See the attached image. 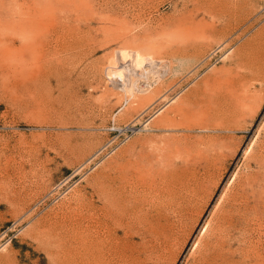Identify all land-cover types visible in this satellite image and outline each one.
I'll return each mask as SVG.
<instances>
[{"label": "rangeland", "instance_id": "obj_1", "mask_svg": "<svg viewBox=\"0 0 264 264\" xmlns=\"http://www.w3.org/2000/svg\"><path fill=\"white\" fill-rule=\"evenodd\" d=\"M125 52L143 65L124 78ZM263 71L264 0H0V264H54L53 243L66 236L49 233L55 217L73 220L84 195L105 208L122 167L165 169L175 200L196 204L174 261L135 235L125 264H196L193 242L225 232L222 213L238 225L221 237L223 264H264ZM238 196L241 206L229 207Z\"/></svg>", "mask_w": 264, "mask_h": 264}, {"label": "bare ground", "instance_id": "obj_2", "mask_svg": "<svg viewBox=\"0 0 264 264\" xmlns=\"http://www.w3.org/2000/svg\"><path fill=\"white\" fill-rule=\"evenodd\" d=\"M118 59H119L118 60L119 63L121 64V66H120L121 68L119 69L120 73H118V72L117 73L120 76H123L124 78H125V73L127 71L126 68L129 69L130 72L132 71V73H133V70L139 69L143 65L142 61H137L133 57H131V54H129V52L122 53V55L118 56ZM260 71H258V72L260 73ZM111 73L112 72L109 70L107 72V76H110ZM139 76H140V74H139ZM258 76H260V75H258ZM120 90L123 93H126V94L129 92L127 96L132 94L131 93L132 89L130 90V87L128 85H127V87H125V86L121 87ZM137 93H139V92H137ZM141 93H143V92H141ZM135 95H136V93H135ZM87 116H85V117H87ZM82 118L84 119V117H82ZM82 118H80V119H82ZM76 124H79V123L77 122ZM226 126H228V122H227ZM85 127H86V125H85ZM223 129L225 130V128H223ZM263 136H264V134H263ZM84 137H85V134H84ZM65 138H67V137H65ZM71 138L72 137H70V138L68 137V139H71ZM72 139L70 140V142L72 141ZM77 140H78V138H77ZM65 143H67V142L65 141ZM263 143H261V144L263 145ZM72 144H73V141H72ZM72 144L71 143L64 144V146L61 147V148H64L65 152H71L76 147L75 145H72ZM81 144L83 145V143H81ZM76 149L79 150V148H76ZM61 150H63V149H61ZM62 154L63 153H61V155ZM92 160H94V159H92ZM191 166L195 167L193 164L192 165L189 164V167H191ZM204 166H206V164ZM204 166L202 168H204ZM209 166H207V167L208 168H210V167L212 168V165L210 167ZM35 167H37V166H35ZM162 167H165V166L162 165ZM167 169H169V168H167ZM170 169L172 170V168H170ZM39 170L40 171L36 174V175H38V177H42V174L49 172L48 169L45 166L41 167V169H39ZM133 170L134 171L128 172L127 169H125L123 167L117 169V171H116V173H117L116 174V190H115L116 194L114 193L116 196L112 195L115 198H113L108 192H106L108 195L106 194L107 198H106L105 202L108 203V205H107L108 209L106 208L107 207L106 204L105 205L103 204V206H105L106 209L104 207H102L103 209L100 207L101 209L98 210L95 207L93 201L88 199L89 196L87 195L88 196L87 197V196L84 195L82 197L81 196L78 197L80 199H76L75 198V200H76L75 208L72 210V213H74V215H75V218L73 220L71 219L70 221H68L66 218L65 219L63 218L64 219L63 220L62 217L61 218L55 217L56 220L53 223L55 226L53 225L54 228H52V232H49V233L53 234L55 236V238H58V237L66 235L67 239L65 240L66 242L63 240L66 237L65 236L64 238L61 237L62 239L58 238V240L56 241L55 238L53 237L55 242L54 243L52 242V243L54 245V248H56V249L52 248L55 251L54 252V257L52 256L54 258L55 262H56V263L54 262V264H103V262L105 263L106 261H116V264H122L124 262H127L128 259L133 257V254H134L133 251H135V250H134V242L132 240L135 237V235L140 237V240H141L140 245L141 246L140 245H138V246L142 247L141 248L142 250H144L145 252H149L150 250H155V253H159L160 254V252H161L163 255H164V253H167V254L170 253L171 256H169V258L174 261V259L176 258V251L172 252V247H173L174 243L176 242L177 238L179 237V234L183 233V231L185 229H186L187 232L190 231V230H187V228L191 229V226H192L191 224L196 223L195 222L196 220L193 219V218H192L193 219L192 220L191 216L189 214V212L192 211L193 207H196L195 206L196 205L195 202H193V200H195V199L193 198V199L186 200L187 198L185 197L186 196L185 195L184 197L186 199H184V200H186V201H183V198H182L181 202H179V201L177 202V200H175L176 197L174 195V185H173L174 178H173V175H172V173H169V172L165 171V169L161 170L159 168L158 170L149 171V172H147V174L145 176H141L140 175V172H139L140 170H135V169H133ZM181 170H183V169H181ZM203 170H205V169H203ZM212 170H213V168H212ZM34 171H35V169H34ZM206 171H207V169H206ZM174 172H176V170ZM190 172L194 173V170L190 171ZM35 173L33 175H35ZM181 173H183V172H181ZM181 173H180V175H181ZM202 173H204V172H202ZM202 173H201V175H202ZM174 174L176 175V173H174ZM183 174H186V173H183ZM180 175H178L179 178H180ZM189 175H190V173H189ZM203 175H205V174H203ZM198 176H200V175H198ZM98 177H100V176H98ZM192 177H193V175H192ZM194 177H196V178H194ZM194 177L193 178L195 180H197L199 178V177L197 178V174H195ZM207 177H209V175L206 176L205 178H207ZM36 178H37V176H36ZM176 178H178V177H176ZM182 178H184V177H182ZM182 178H180V181H182L181 180ZM200 178H202V176ZM167 179H169V180L166 182L165 180H167ZM191 179H190V182L191 181L192 182L195 181V180H193V179L191 180ZM203 179L204 178H202V180L200 179L201 182H203ZM186 180H187V178H186ZM188 180H187V182H188ZM200 180H198V181H200ZM99 182H100L99 185L101 186L103 183L101 181H99ZM201 182H196V183H200L201 184ZM186 183H185V187H186ZM181 184H183V182ZM193 184L195 186L194 182H193ZM179 185H180V183H179ZM196 185H197V188H198V184H196ZM95 186L96 185L93 186V181H92V187L91 188L93 189V187H95ZM97 186H98V183H97ZM104 186L105 185L103 184V187H102L103 189L107 188L108 185L106 187H104ZM180 187H182V186H180ZM200 187H202V186L200 185ZM97 188H99V190H101L100 187H97ZM189 188L192 189L193 187H189ZM189 188H187V189H189ZM113 189H112V191H113ZM183 189L185 190V188H183ZM105 190L107 191V189H105ZM179 190H180V188H179ZM192 190H194V188ZM101 191H97V192L100 193ZM180 191H178V192H180ZM187 191L189 192V190H187ZM175 192H177V191H175ZM94 193H96V191ZM101 194H104V193L102 192ZM184 194H185V192H184ZM193 194H195V193L193 192L191 194L192 197H193ZM202 194H204V193H202ZM96 195H97V193H96ZM106 195H102L103 198H105ZM179 196H180V194H179ZM100 197L98 196V199ZM221 197H220V200H221ZM241 197H243V196L233 197L232 200H230L228 202L229 204L227 203V205H229V207H231V208H234L237 205L241 206V203L243 202V201L240 200ZM89 198H91V197H89ZM207 199H208V197H207ZM222 200H225V199H222ZM204 205H205V203H204ZM218 206H220V204ZM66 207H68V206H66ZM223 207H224V205H223ZM222 210H224V209H222ZM214 211H215V209H214ZM227 211H228V209H227ZM217 212H218V210H217ZM220 212H219V214L222 213V212L221 213ZM251 212H252V210H251ZM68 213H70V212H68ZM102 213H107V214L101 215ZM152 213H153V215H152ZM235 213H236V211H235ZM244 213H245V211H244ZM214 215H217V214H214ZM239 215H240V213H239ZM239 215H238V217H239ZM250 215H255V214L254 213L253 214L250 213ZM247 216H249V215H247ZM261 216H263V215H261ZM216 218L217 219L215 221V224L217 225L218 228L225 229V232H222V229H218L217 230V231H219L218 233H216V234L212 233V231L210 229H211L212 226H215V225H212L211 227H209L211 224H209V226H208V224H207L208 221H206V223H205L206 226H204V228H203L204 230L202 229L203 230V234L206 235L205 238H208L207 237V236H209L208 233L211 232L213 234V235L211 234L212 237H210V239L212 238V241L209 240V242H207L208 241L207 240L204 243H201V241L203 242V240H201V238H203L204 236L202 237V235H201V237H200V235H199L200 238L199 239L196 238L197 240L195 242H193L194 243L193 250L194 249H198V254H199V255L197 254L198 261H194V262H197L198 264H223L224 263V256L222 254V249H224V246H226V245H224L223 242H220V241H222L221 237H222V235H224L226 237V235L230 234L231 230L233 228H235V226L237 225V224H235L237 219L235 221H233V217H231V215H229V214L227 215V214H223V213L221 215H217ZM252 218H254V217H252ZM68 219H69V217H68ZM210 219H213V218H210ZM242 220H243V218H242ZM248 221L246 220V222H248ZM239 222H240V220H239ZM244 222H245V220H244ZM261 222H263V221H261ZM241 224H243V223H241ZM248 225L251 226L250 224H248ZM252 225H254V224L252 223ZM50 227L51 226H49L48 228H50ZM241 227L239 229H242ZM192 228H193V226H192ZM244 229L245 230H242V232L246 231V228H244ZM37 230H39V229H37ZM43 230H44V228H43ZM247 230H248V228H247ZM214 231H216V230H214ZM33 232H35V231H33ZM33 232H32V234H33ZM45 232H46V230H45ZM36 234L37 233L35 232V234H34L35 237H36ZM120 234H121V236H120ZM39 235L41 236V234H39ZM47 235H49V234H47ZM231 235H233V234H231ZM42 236H41V238H42ZM45 238H48V237H45ZM229 238H230V236H229ZM47 241H45V242H47ZM232 243H234V242L232 241ZM139 251H141V250H139ZM152 252H150V254ZM226 252H227V250H226ZM239 252H240V250H239ZM243 253H244V251H243ZM142 254H145V253H142ZM153 254H154V252H153ZM152 255H149V256H151V258H152ZM249 256H250V254H249ZM142 257H143V255H142ZM139 258L140 257L138 256L137 259H139ZM147 259H148V257H147ZM7 260H9V259H7ZM131 261H133V260H131ZM147 263H149V262H147Z\"/></svg>", "mask_w": 264, "mask_h": 264}]
</instances>
